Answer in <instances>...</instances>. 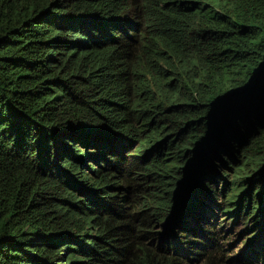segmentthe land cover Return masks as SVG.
Masks as SVG:
<instances>
[{"label": "trees", "instance_id": "trees-1", "mask_svg": "<svg viewBox=\"0 0 264 264\" xmlns=\"http://www.w3.org/2000/svg\"><path fill=\"white\" fill-rule=\"evenodd\" d=\"M0 264H264V0H0Z\"/></svg>", "mask_w": 264, "mask_h": 264}, {"label": "clouds", "instance_id": "clouds-1", "mask_svg": "<svg viewBox=\"0 0 264 264\" xmlns=\"http://www.w3.org/2000/svg\"><path fill=\"white\" fill-rule=\"evenodd\" d=\"M224 218V222H225V224L223 225V227H222V230L220 231V233H219V235L220 236H223L224 235V240H229L228 241V243H230L231 244V240H234V241H232L233 243L235 242V239H234V236H235V233H236V230H235V228H238V229H244V228H246V227H249L248 228V234H253V233H255L258 229H259V227H260V224L259 223H255V222H253L252 220H249L247 223H246V225H244V223L246 222V220H241V222L240 223H238V224H236V225H239V226H229L227 223H229L230 225L232 224V219H231V217L230 216H225V217H223ZM249 222H252V225L253 226H255V228H256V231L255 232H251V230L252 229H250L251 227L248 225V223ZM232 227H233V230H234V235L232 234L231 236L229 235V232L231 231V229H232ZM232 243V244H233ZM231 244V245H232ZM230 245V246H231ZM240 245V244H239ZM238 245V246H239ZM237 246V247H238ZM241 246V245H240ZM236 249V248H235ZM234 249V250H235ZM251 257H253V254H251Z\"/></svg>", "mask_w": 264, "mask_h": 264}, {"label": "rangeland", "instance_id": "rangeland-1", "mask_svg": "<svg viewBox=\"0 0 264 264\" xmlns=\"http://www.w3.org/2000/svg\"><path fill=\"white\" fill-rule=\"evenodd\" d=\"M248 225L251 227L250 229H252L251 232H255L256 231V228H255V226L252 225V222H249ZM235 230H236V233H235V236H234L235 242L231 245V246H233L232 250H230L227 254L234 253V249L239 244L242 245L243 242L245 241L246 237L243 236L244 229L241 230V229L235 228Z\"/></svg>", "mask_w": 264, "mask_h": 264}]
</instances>
